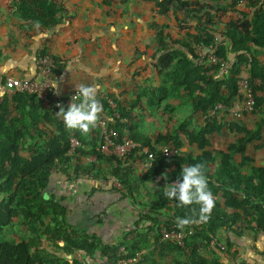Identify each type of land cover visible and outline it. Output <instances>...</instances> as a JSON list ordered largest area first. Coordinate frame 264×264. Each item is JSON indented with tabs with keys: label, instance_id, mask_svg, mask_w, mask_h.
I'll return each mask as SVG.
<instances>
[{
	"label": "trees",
	"instance_id": "16d2710c",
	"mask_svg": "<svg viewBox=\"0 0 264 264\" xmlns=\"http://www.w3.org/2000/svg\"><path fill=\"white\" fill-rule=\"evenodd\" d=\"M0 3L10 5V15L19 21L23 38L36 39L34 59L50 57L52 75H62L66 68L63 57L51 53L48 43L55 30L70 23L73 5L65 0ZM101 6L105 17L122 26L136 17L151 34L128 59L129 66L137 64L132 81L142 76L145 82L139 85L136 81L135 94L97 93L103 106L98 122L114 132L109 136L113 144L129 139L139 147L117 157L101 151L98 122L86 134L66 129L55 115L58 108L51 109L50 103L59 100L66 108L68 97L51 92L43 97L19 91L1 94L0 264H85L78 256L88 262L96 255L116 264L120 247L126 257H136L135 264H224L223 260L240 264L230 235L241 237L245 232L254 241L260 235L261 251L256 256L264 264V0H101ZM138 6H143L142 14ZM4 13L0 8V14ZM159 18L163 20L160 25ZM169 19L170 32L165 22ZM195 46H212L218 61L199 65ZM1 54L0 49V58ZM242 71L252 90L253 105L247 112L255 117L252 125L242 119L218 118V113L201 120L218 105L229 117L241 100L237 81ZM154 78L159 80L157 85L150 84ZM3 86L4 76H0V88ZM181 93L187 95L200 124L190 129L180 124L158 132L153 139L142 133V113L159 109L172 113L170 101ZM71 138L79 145L70 152ZM162 147L176 153L163 157ZM142 148L152 154L151 161L140 152ZM249 152H260L258 163ZM89 158L93 160L88 162ZM138 162L149 166L135 178L131 166ZM195 163L201 165L214 200L206 222L198 221V205L177 206L163 196L162 187L179 179L180 167ZM69 170L99 183L116 181L120 189L112 187L111 191L124 198L136 195L148 200L151 206L139 203L144 213L137 214L127 233L132 238L110 244L70 226L64 198L50 190L55 174ZM161 173L167 174V180ZM140 188L146 189L143 196ZM177 218L193 222L178 228ZM171 229L184 233L181 243L162 240L163 233ZM12 230L19 240L12 237Z\"/></svg>",
	"mask_w": 264,
	"mask_h": 264
},
{
	"label": "rangeland",
	"instance_id": "374dc122",
	"mask_svg": "<svg viewBox=\"0 0 264 264\" xmlns=\"http://www.w3.org/2000/svg\"><path fill=\"white\" fill-rule=\"evenodd\" d=\"M65 3L73 5V11L68 15L74 16L71 18L68 25L65 23L61 26L62 28L60 30L54 31L52 36L53 38L48 43L50 52L62 56V60L65 62V60L71 56H75V52H73V50H77V45L83 44V50L85 49L87 53L84 51L78 61L79 66L82 64L87 68V73L83 74L84 70L82 69L83 71L80 70L81 73L77 74V78L85 80L86 77L90 76V72L95 71L96 73L91 75L92 79L89 78V80H86H88V84L93 81V83H97L99 87L104 85L102 93H100L101 96L111 93L120 94L122 97L133 96L136 92L133 86L136 84V81L138 80L139 85H143L145 82L143 81L142 76H138L137 80L132 81L131 73L137 68V64L129 66L128 59L131 57L134 48L141 45V41L151 35L144 26V23L135 17L131 19L132 22L130 21L122 26L118 23V21H116V19L105 17L104 7L101 6V0H65ZM9 6L10 5L7 7L0 6V8H4V12L6 13L3 16L0 15V23L5 25L3 26V30L1 29L0 31V47H2V39H5V48H17V51H15L18 56L24 57L28 54L24 53V47H27L30 44L33 45L35 39L33 38L32 40H28L23 38V30L17 23L19 21H14L12 15H10ZM137 9L141 12L140 14L144 12L143 6H138ZM5 16L7 19L6 23L4 22V20H6L5 18L1 19V17ZM217 19L218 17L214 18L215 24L217 23ZM170 20L171 19L165 21L169 25V29H167L169 32L173 30L172 22ZM162 23V18H159V25ZM11 28H13V32ZM30 33H32V31ZM82 40L83 42L81 43ZM21 45L24 46H22V51L18 49ZM90 47H94L92 52ZM30 52L31 53L28 55L33 58L34 49L32 51L30 49ZM86 54L88 57H86ZM261 59L264 60V53L262 54ZM100 61H104V63L102 62L103 64H101ZM93 63L94 65L91 67L90 64L92 65ZM78 71L79 68H75V72L77 73ZM145 72L149 73L148 70H145ZM158 82L159 80L155 78L150 80L151 85H157ZM67 92V97L70 98L74 93V87L71 90L69 89ZM170 104L173 108L172 113H167L161 111L160 109L156 111L146 110L143 112L141 118L139 119L141 132L153 139L158 132H168L180 124H184L188 129L194 128L200 124V119L194 116L191 111V105L186 94L181 93L179 98L171 100ZM239 105L240 102L237 109L241 108ZM223 113V111H219L218 118L224 117L230 119V116L225 117ZM239 114L240 117L238 119H242L248 126L252 125L255 118L254 116L247 115V112H244L243 110L240 111ZM243 114L246 115L244 116ZM183 121H185V123H183ZM229 139H231V137H229ZM185 150L186 148L181 149V151ZM249 154L252 159H254V163H258L260 159V152H249ZM239 225H244L243 221H240ZM12 236L16 240H19V236L16 233H13V230ZM0 241L2 240L0 239ZM235 245L238 255L239 253L241 255V253L247 251V253L244 254L247 255L245 256V259H241L240 255L237 256L236 263L260 264L261 257L256 256L253 250L247 249L245 251L247 247H251L250 244L244 245V243H238V245ZM218 246L223 247V244L220 243ZM203 254H205V252H203ZM79 259L81 260V256ZM222 262L224 264H232L226 260H223Z\"/></svg>",
	"mask_w": 264,
	"mask_h": 264
},
{
	"label": "crops",
	"instance_id": "0c3cea01",
	"mask_svg": "<svg viewBox=\"0 0 264 264\" xmlns=\"http://www.w3.org/2000/svg\"><path fill=\"white\" fill-rule=\"evenodd\" d=\"M0 6H2L1 3ZM2 9L4 10V8ZM4 22L6 23L7 20H4ZM3 26L5 25L0 23V31L1 29L3 30ZM11 30H13V28H11ZM4 40L5 39H2V47H0V49L2 50L0 58V76L30 79L35 78L36 60L34 59V57L32 58L28 54L31 53L30 49L32 51L36 46H38L37 42L35 41L33 45L30 44L27 47H24L23 45L18 47V49L22 51L23 46L25 49L24 53H28L24 57H19L16 52L17 48L7 49L4 47L6 42ZM77 47V50H73V52H75V56H71L70 58L65 60V62L63 61V63L66 65L64 73L59 76H54V78L57 80V88L55 91L51 90V93L62 98L67 97V91H69V89L71 90L75 85H78L80 83L88 84L89 78L92 79L91 75L93 73H96L95 71L90 72V76L86 77V79L88 80H80L77 78V74L81 73L80 70L83 69L85 71L84 72L82 70L83 74L87 73V68L82 64H80L81 66H79L78 61L83 52L85 51V53H87V51L85 49L83 50V44H79L77 45ZM92 49H94V47H90L91 52ZM86 57H88L87 54ZM102 62L104 63V61H100L101 64H103ZM93 65L94 63L92 65L90 64L91 67H93ZM75 68H79V71L77 73L75 72ZM90 84L97 85V83H93V81H91ZM103 86L97 87V93H102V88H104ZM5 93L6 88L5 86H3L2 88H0V95ZM237 106L234 108V110L237 109ZM144 166L147 167V164L143 165L140 162H138L137 165H132L131 168L133 169V177H138V174ZM58 174H55V176L53 177L50 184V190L51 192L55 193V195L64 198V204L68 207V211L70 212L68 215V223L73 228L85 229L90 232V234L93 233L103 242L116 244L123 240L128 241L132 237L127 233L132 229V225L137 219V214L144 213V210H142V207L139 203L141 202L143 205H147V207L151 206L150 204H148V200L143 199L142 197L138 198V196L135 195L134 199H127L119 195L116 190L120 189V187L115 186V181L110 180L99 183L86 176H74L72 170H69L66 174ZM149 185L150 184L148 183L146 186ZM112 187L116 190L111 191ZM139 191L142 196L146 193L145 188H140ZM148 224L149 223H147L146 225ZM259 236L260 235H256L255 238L257 239L256 241H254L252 235L245 232L241 237H231L230 235V238L232 242L237 245L238 243H244V245L250 244L251 247H247L245 251L247 249L253 250L256 255V253L260 251L261 247H259ZM246 253L247 251L241 253V255L239 253L241 259H245V256L247 255L244 254ZM79 258L80 257L78 256V259ZM84 260L85 259L81 257V261L85 264H108L106 259L102 258L99 255H96V258L89 259L88 262ZM260 262L262 261L260 260Z\"/></svg>",
	"mask_w": 264,
	"mask_h": 264
},
{
	"label": "built area",
	"instance_id": "2783aa9c",
	"mask_svg": "<svg viewBox=\"0 0 264 264\" xmlns=\"http://www.w3.org/2000/svg\"><path fill=\"white\" fill-rule=\"evenodd\" d=\"M194 53L196 55V62L199 65H210L214 64L218 61L214 54V48L212 46L208 47H200L195 46L194 47ZM221 62V61H220ZM52 59L48 56H44L42 58H39L35 61L36 66V77L35 78H15L11 76L4 77V86L6 88V93L8 95L13 94L14 92H22L26 94H34L38 95L39 97L47 96L49 92H51V89L48 88V81L53 80L54 76L52 75ZM220 65H224V63H220ZM226 68L224 67V70ZM237 86L239 88V93L241 95L240 105L241 108L239 109H233L230 111L229 116L233 119H238L240 117L239 112H250L253 105V97H252V90L248 85L247 81V75L244 74L242 71L239 76V80L237 81ZM74 94V93H73ZM69 103V101H68ZM63 105L61 101H56L53 103H50V108H58L57 105ZM219 111H224L221 106H216L214 109L209 110L206 112L205 115L202 116L201 120H204L206 117L214 116ZM224 115V113H223ZM98 125L100 126L102 130V136H103V143L101 145V151L105 154H112L117 157H121L125 155L126 153L130 152L131 150H134L138 148V144L135 142L124 139L122 140V143L114 145L113 142L110 140L109 136H114V132L112 130H107L104 126L103 122H98ZM70 144V152L73 151V149L78 146V142L76 139L71 138L69 140ZM140 152L144 155H148L149 161L152 160V154H149L147 149L142 148ZM176 153V150L169 149L167 147H162L160 150V154L163 157L171 158ZM93 158L87 159V161H92ZM149 166V163L147 164V167ZM115 186L120 187V185L115 181ZM184 237V233L179 231H175L174 229H171L170 231H166L163 233L162 240H172L177 243H181L182 239ZM220 249L223 250V247L220 246ZM126 252L123 247H120L117 250V262L116 264H135L136 263V257L129 258L125 256Z\"/></svg>",
	"mask_w": 264,
	"mask_h": 264
},
{
	"label": "clouds",
	"instance_id": "9594fccd",
	"mask_svg": "<svg viewBox=\"0 0 264 264\" xmlns=\"http://www.w3.org/2000/svg\"><path fill=\"white\" fill-rule=\"evenodd\" d=\"M48 88L55 91L57 80H49ZM98 85L80 83L74 86V94L69 98L65 108L57 105L56 116L60 118L66 129L77 130L81 134L94 128L103 110L102 104L97 99ZM161 178L167 180V174L161 173ZM179 179L173 183H166L163 188V196L177 206L198 205V221L206 222L214 200L212 193L207 188V181L199 163L180 167ZM190 222L187 218H177V227Z\"/></svg>",
	"mask_w": 264,
	"mask_h": 264
}]
</instances>
